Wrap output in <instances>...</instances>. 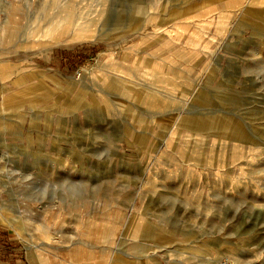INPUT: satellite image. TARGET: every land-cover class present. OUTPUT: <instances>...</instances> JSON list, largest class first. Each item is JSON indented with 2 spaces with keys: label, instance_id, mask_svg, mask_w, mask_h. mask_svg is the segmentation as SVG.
Listing matches in <instances>:
<instances>
[{
  "label": "rangeland",
  "instance_id": "obj_1",
  "mask_svg": "<svg viewBox=\"0 0 264 264\" xmlns=\"http://www.w3.org/2000/svg\"><path fill=\"white\" fill-rule=\"evenodd\" d=\"M0 264H264V0H0Z\"/></svg>",
  "mask_w": 264,
  "mask_h": 264
}]
</instances>
